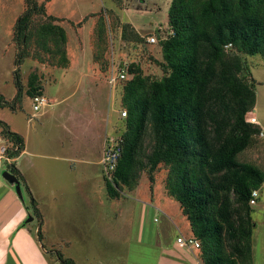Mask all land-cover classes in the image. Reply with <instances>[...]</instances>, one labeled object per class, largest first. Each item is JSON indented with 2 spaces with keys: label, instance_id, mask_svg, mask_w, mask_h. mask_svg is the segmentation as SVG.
<instances>
[{
  "label": "trees",
  "instance_id": "1",
  "mask_svg": "<svg viewBox=\"0 0 264 264\" xmlns=\"http://www.w3.org/2000/svg\"><path fill=\"white\" fill-rule=\"evenodd\" d=\"M25 1L27 8L15 23L19 67L33 16L46 13L38 0ZM49 25L66 38L64 27ZM161 46L157 64L166 72L161 79L145 75L138 63L121 64L129 71L123 98L127 116L119 133L122 153L112 178L106 179L109 195L121 197L123 186H135L141 170L148 166L154 172L164 164L169 167L168 195L179 202L201 242L204 263L252 264L255 221L250 200L264 183V169L240 160V155L258 144L262 128L251 120L257 93L241 54L264 57V0H172ZM19 67L18 91L12 102L0 96V107L15 110L22 102ZM31 89L32 96L42 93ZM0 127L1 137L10 143L6 153L17 158L26 147L25 137L2 119ZM149 130L151 145L143 162ZM8 167L27 191L42 236L38 201L16 163ZM57 255L62 264H77Z\"/></svg>",
  "mask_w": 264,
  "mask_h": 264
},
{
  "label": "rangeland",
  "instance_id": "2",
  "mask_svg": "<svg viewBox=\"0 0 264 264\" xmlns=\"http://www.w3.org/2000/svg\"><path fill=\"white\" fill-rule=\"evenodd\" d=\"M171 1L38 0L39 4H44L46 13L33 16L29 41L25 46L26 56L19 67L16 65L18 48L15 42V23L27 8V3L25 0H0V96L12 102L18 91L15 75L18 67L23 86L22 102L16 105L15 110L9 106L0 107V119L25 137L26 146L31 152L42 151L51 145L57 150H64L70 147L75 134L76 145L83 148L84 157L89 164H83L78 168L77 175H74L82 181H90L89 185L83 184L87 185L86 189L92 190V194L85 192L86 194L106 200L105 207L99 205L98 210L102 213L110 212L118 229L126 222L127 255L129 254L128 260L133 262L155 259L157 248L151 244L154 236L152 230L156 229L164 216L157 207L165 202L160 198L169 196V167L161 164L152 172L147 166L139 172L138 181L133 183L135 186H123L121 197L108 199L105 185L108 176L102 164L105 138L107 134H119L123 131L126 117L124 112L127 111L123 101L126 79L112 84L110 76L124 62L138 63L144 74L151 78L161 79L166 74L157 61L162 60L161 41L167 35ZM49 14L57 16L58 20L53 21ZM50 22L64 27L65 39L50 28ZM151 36H156L158 42H150ZM241 55L250 69H253L257 61L262 62L256 67L262 69L264 75L262 55ZM32 86L50 101L49 106L38 112L33 108V96L30 93ZM89 103L90 107H86ZM92 105L94 109L91 108ZM91 117L94 124H90ZM151 139L152 132L149 130L143 145V162L146 161ZM260 140L259 137L257 142ZM62 141L65 145L60 144ZM9 144L2 137V154L6 153ZM244 154L240 155V160L252 162ZM30 159L31 155L26 153L20 162L29 167ZM1 160L3 166L7 167V160ZM50 161L44 163L45 171H50L47 164ZM53 162L66 166L63 161ZM24 194L28 196L25 190ZM258 204L254 205L256 211ZM178 206L181 208L180 204ZM144 208L143 218V213L140 215V212ZM141 226L150 232L137 234ZM256 235L259 239L258 233ZM189 236L196 238L193 232H189ZM259 236L260 246L264 230H261ZM101 238L102 236L94 241L100 248L107 240ZM195 249L199 260L205 264L202 249ZM256 254L257 259L261 260V253Z\"/></svg>",
  "mask_w": 264,
  "mask_h": 264
},
{
  "label": "crops",
  "instance_id": "3",
  "mask_svg": "<svg viewBox=\"0 0 264 264\" xmlns=\"http://www.w3.org/2000/svg\"><path fill=\"white\" fill-rule=\"evenodd\" d=\"M261 63L257 61L253 69L251 68L257 93L252 117L256 118L264 132V75L262 69L256 67ZM87 106L90 107V103ZM89 120L90 124H94L92 117ZM33 126L36 127V124L33 123ZM260 139V142L245 151L244 155L264 169V136L260 135ZM60 144L65 145V142L62 141ZM66 149L57 150L51 145L42 151L31 152L26 146L17 158H12V162H15L24 174L38 201L43 215L42 236H39L40 223L33 215L29 196L24 194L23 183L21 182L24 200L18 195L16 187L3 177L4 171L9 170V167H4L0 158V264H62L57 252L75 260L77 264H202L195 248L178 242L181 235L189 237L192 229L182 209L178 208V202L167 195L160 198L165 202L158 204L157 207L164 215L163 219H159L162 222L152 230L154 236L151 244L157 248L155 259L129 261L126 222L124 221L118 229L115 225L116 220L110 212L102 213L98 210L99 205L105 207L106 200L86 194L85 192L92 194V190L86 189L87 185L83 184L89 185L90 181H82L75 177L79 167L89 164L88 159L84 157L83 148L76 145L75 134L70 147ZM2 153L0 148V155ZM26 153L31 155L29 167L20 162ZM37 158L45 160L37 161ZM53 160L63 161L66 166L57 165ZM46 161H50L47 163L50 167L49 172L43 167ZM105 185L107 188L106 181ZM263 188L264 183L259 189L257 200L259 204L258 202L255 204L259 206L257 211L256 206H253L255 230L252 264H264V239L259 246L261 242L259 235L261 230H264V195L261 196ZM107 197L116 199L109 195L108 189ZM142 213L144 218L145 208L141 210L140 215ZM29 217H33V220L28 221ZM155 220H158L157 217ZM147 231L150 232L141 226L137 234L143 235ZM101 236L102 240H105L104 238L107 240L100 248L94 241L99 240ZM257 252L261 253V260L257 259Z\"/></svg>",
  "mask_w": 264,
  "mask_h": 264
},
{
  "label": "built area",
  "instance_id": "4",
  "mask_svg": "<svg viewBox=\"0 0 264 264\" xmlns=\"http://www.w3.org/2000/svg\"><path fill=\"white\" fill-rule=\"evenodd\" d=\"M149 41L152 43L158 42L156 36L149 37ZM232 44H229L230 47ZM129 77V71L127 69V64L120 66L117 71L110 76V83L114 84L117 80L127 79ZM50 105L49 99L45 94L40 93L33 96V108L36 112L40 111L44 107ZM124 115L127 116V111L124 112ZM254 123H257L256 118L251 119ZM261 135L264 136V132H261ZM122 153V137L120 134L106 135L104 143V151L102 157V164L107 173L108 178H112L113 172L116 170L118 160ZM1 159H6L8 163H12V158L7 154H1ZM259 198V189H254L252 192L250 203L255 205ZM178 242L186 245L189 248H201V242L197 238L179 236Z\"/></svg>",
  "mask_w": 264,
  "mask_h": 264
},
{
  "label": "water",
  "instance_id": "5",
  "mask_svg": "<svg viewBox=\"0 0 264 264\" xmlns=\"http://www.w3.org/2000/svg\"><path fill=\"white\" fill-rule=\"evenodd\" d=\"M0 139H1V135H0ZM3 177L8 182H10L12 185H14L16 187L18 195L20 196V198L22 200H24L23 191H22V184H21L20 179L9 170L4 171ZM32 220H33V217H29L28 221H32Z\"/></svg>",
  "mask_w": 264,
  "mask_h": 264
}]
</instances>
